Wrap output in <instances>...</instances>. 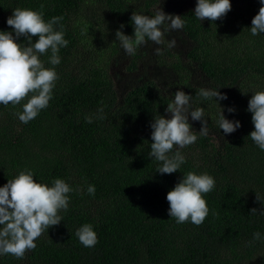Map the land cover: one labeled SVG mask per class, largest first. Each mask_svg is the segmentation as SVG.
Returning a JSON list of instances; mask_svg holds the SVG:
<instances>
[{"label":"trees","instance_id":"1","mask_svg":"<svg viewBox=\"0 0 264 264\" xmlns=\"http://www.w3.org/2000/svg\"><path fill=\"white\" fill-rule=\"evenodd\" d=\"M230 2L222 19L200 21L197 0H0V31H12L7 19L15 8L41 11L43 5L45 21L63 17L54 28L62 25L68 41L59 65L49 63L50 50L40 57L59 77L47 108L24 124L17 113L26 100L0 105V187L30 169L37 182L52 186L59 178L74 189L60 224L24 259L0 255V264H264V150L249 136L254 125L247 111L252 94L264 91V33L250 31L262 5ZM161 8L181 16L184 27L165 32L161 45L148 41L126 54L116 31L133 35V11L154 16ZM93 41L109 54L86 55ZM202 88H219L227 99H204ZM177 90L192 96L193 109H204L208 133L201 135V122L189 116L198 138L183 149L174 146L185 163L161 174L162 162L148 156L150 125L154 117L170 118L165 109ZM222 110L241 124L231 134L217 123ZM189 171L216 181L204 196L210 211L200 226L168 215L167 193ZM86 223L98 236L90 248L75 235ZM256 232L260 240H253Z\"/></svg>","mask_w":264,"mask_h":264},{"label":"clouds","instance_id":"2","mask_svg":"<svg viewBox=\"0 0 264 264\" xmlns=\"http://www.w3.org/2000/svg\"><path fill=\"white\" fill-rule=\"evenodd\" d=\"M260 3L262 6L251 22L250 31L253 36L264 33V0H260ZM43 7L40 6L41 11L15 8L7 19V25L12 31H0V105L16 106L26 100L22 112L17 113L24 124L35 119L41 110L48 107L59 78L55 67L46 68L40 57L50 50L49 63L59 65V50L68 44L64 38L63 26L61 25L60 30L54 28L63 17H52L45 21ZM231 7L230 0H197L194 15L200 21H216L225 17ZM131 22L134 27L133 35H125L119 29L115 33L116 39L128 55H135L137 48L148 41L156 45L163 44L165 32L180 30L185 24L181 16L166 14L162 8L154 16L133 11ZM120 27L122 29L124 25ZM21 37L25 38L26 44L18 42ZM33 37H38L34 43ZM175 44L176 41L172 40L167 46L171 48ZM155 54L162 55L161 48L157 47ZM218 89L202 88L198 95L204 99L215 98L216 101L227 99L226 94ZM191 99V95L177 90L173 102L165 109L170 118L162 115L154 117V122L150 125L153 142L148 156L162 162L157 170L161 174L175 173L185 163L184 155L179 150L173 151L174 146L183 149L195 143L198 138L189 122V116L192 121L201 122V135L208 133L204 109H193ZM97 111L100 113L99 119L106 118L103 108ZM234 111V108H228V112ZM247 111L252 114L254 125L249 136L264 150V91L252 94ZM85 120L91 123L93 117L86 115ZM217 123L225 134H231L241 126L239 121L226 119L223 110L218 115ZM215 184V178L208 173L187 172L167 193L168 215L175 218L178 224L190 220L194 225L200 226L210 211L204 196L215 188ZM72 191L74 189L63 179H55L52 186L37 182L30 169L20 171L14 179L0 187V255L10 254L16 259H24L27 252L36 248L35 241L45 231L60 224L62 217L59 212L67 211L68 194ZM87 192L94 195L95 186L89 185ZM256 198L261 201L257 194ZM250 211L255 214L257 209ZM75 235L86 248L98 243L97 233L91 224L86 223L78 228ZM260 239L259 232L253 234V240Z\"/></svg>","mask_w":264,"mask_h":264},{"label":"rangeland","instance_id":"3","mask_svg":"<svg viewBox=\"0 0 264 264\" xmlns=\"http://www.w3.org/2000/svg\"><path fill=\"white\" fill-rule=\"evenodd\" d=\"M95 52H96V53H98V52H102V53H103L102 58L105 57L106 54H109V52L106 51V47H105L103 44H101V43H97V42H94V41H93V46H90V50L87 51V52H85V54L88 55V56H91L92 53H95ZM106 52H107V53H106Z\"/></svg>","mask_w":264,"mask_h":264}]
</instances>
